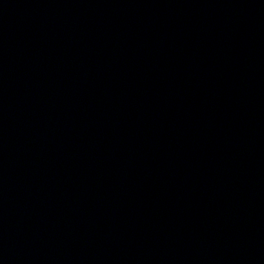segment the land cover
I'll list each match as a JSON object with an SVG mask.
<instances>
[{
  "label": "water",
  "instance_id": "obj_1",
  "mask_svg": "<svg viewBox=\"0 0 264 264\" xmlns=\"http://www.w3.org/2000/svg\"><path fill=\"white\" fill-rule=\"evenodd\" d=\"M0 264H264V0H0Z\"/></svg>",
  "mask_w": 264,
  "mask_h": 264
}]
</instances>
